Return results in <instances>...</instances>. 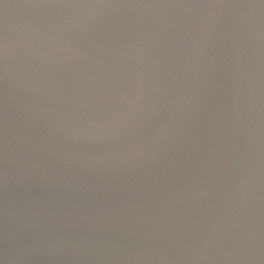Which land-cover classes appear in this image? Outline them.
I'll return each instance as SVG.
<instances>
[{
	"label": "water",
	"instance_id": "water-1",
	"mask_svg": "<svg viewBox=\"0 0 264 264\" xmlns=\"http://www.w3.org/2000/svg\"><path fill=\"white\" fill-rule=\"evenodd\" d=\"M0 264H251L217 0H0Z\"/></svg>",
	"mask_w": 264,
	"mask_h": 264
}]
</instances>
